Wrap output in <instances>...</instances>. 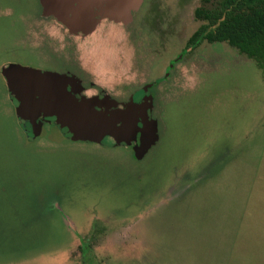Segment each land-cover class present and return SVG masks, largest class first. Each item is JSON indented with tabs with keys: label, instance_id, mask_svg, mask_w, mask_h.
I'll return each instance as SVG.
<instances>
[{
	"label": "rangeland",
	"instance_id": "rangeland-1",
	"mask_svg": "<svg viewBox=\"0 0 264 264\" xmlns=\"http://www.w3.org/2000/svg\"><path fill=\"white\" fill-rule=\"evenodd\" d=\"M40 2L0 0V264H264V66L227 43L185 52L202 0H143L131 25L89 37ZM16 64L121 103L152 85L158 143L136 160L54 125L28 142Z\"/></svg>",
	"mask_w": 264,
	"mask_h": 264
},
{
	"label": "water",
	"instance_id": "water-1",
	"mask_svg": "<svg viewBox=\"0 0 264 264\" xmlns=\"http://www.w3.org/2000/svg\"><path fill=\"white\" fill-rule=\"evenodd\" d=\"M43 16H54L77 35L92 33L96 17L128 26L143 0H41ZM181 59V58H179ZM179 59L177 61H179ZM8 73V72H7ZM16 73V72H14ZM31 71L6 78L9 98L19 128L28 142L39 138L45 125H54L74 143H92L103 148L132 147L142 160L158 143V121L151 118L153 98L121 103L106 94L87 95L89 87L71 73L51 76ZM152 85L145 87L147 92Z\"/></svg>",
	"mask_w": 264,
	"mask_h": 264
},
{
	"label": "trees",
	"instance_id": "trees-1",
	"mask_svg": "<svg viewBox=\"0 0 264 264\" xmlns=\"http://www.w3.org/2000/svg\"><path fill=\"white\" fill-rule=\"evenodd\" d=\"M202 2L203 6L195 11V18L203 25L190 37L185 52L195 51L205 42L227 43L264 66V0ZM12 121L6 119L5 127L11 129Z\"/></svg>",
	"mask_w": 264,
	"mask_h": 264
},
{
	"label": "flooded vegetation",
	"instance_id": "flooded-vegetation-1",
	"mask_svg": "<svg viewBox=\"0 0 264 264\" xmlns=\"http://www.w3.org/2000/svg\"><path fill=\"white\" fill-rule=\"evenodd\" d=\"M39 1H40V0H39ZM40 5H41V8H42V15H43V6H42L41 2H40ZM195 11H196V10H195ZM45 19L48 20V19H51V18H46V17H45ZM96 19H97L98 21H101V20H102L101 16H97ZM195 19H196V18H195ZM54 20H55L56 22L58 21L57 19H54ZM103 21H109V20H108V19H105V20H103ZM109 22H111V21H109ZM199 22H200V21H199ZM58 24H59V25H62V26L64 27V29H66V30L68 29V28H66L65 24H63V23H61V22H58ZM85 29H86V28L81 29V32L79 33V35H82L83 37H87V35L85 34ZM180 56H181V57H180ZM180 56L178 57V59H179V58H183L184 54L182 53V55H180ZM178 59H177V60H178ZM177 60H176V62H175V65H176L177 62H178ZM173 65H174V63H173ZM15 66H17V69H18V68H21V69H19V70H27V71H29V70H30V71H31V70L33 71V70H34V68H29V67H25V66L23 67V66H21V65H17V64H16ZM39 72H42V73L46 74L47 71L43 72V71H40V70H39ZM55 73H56V72H55ZM55 73H54V74H55ZM146 87H147V86H146ZM151 88H152V87H151ZM151 88L148 89L147 92H144V91H145V90H144L145 87L142 89L143 95H142L141 100H144L145 98L148 99L149 97H152L153 100H154V96H153V94H151V93L149 92V91L152 90ZM131 98H132V97H131ZM131 98H129V100H131ZM129 100H128V101H129ZM128 101H127V102H128Z\"/></svg>",
	"mask_w": 264,
	"mask_h": 264
},
{
	"label": "crops",
	"instance_id": "crops-1",
	"mask_svg": "<svg viewBox=\"0 0 264 264\" xmlns=\"http://www.w3.org/2000/svg\"><path fill=\"white\" fill-rule=\"evenodd\" d=\"M144 3V2H143ZM141 10V7H140V9L137 11V12H135L134 13V17H135V15L139 12ZM46 18H54V19H57V18H55L54 16H51V17H46ZM106 19V18H105ZM105 19H102L101 21H99L98 23H97V27H96V29L92 32V33H90V34H87V36L89 37V36H92V35H94V33H96V31L98 30V28L100 27V25H101V23L103 22V20H105ZM109 20V19H108ZM55 21V20H54ZM110 21V20H109ZM59 21H57V23H58ZM134 22V21H133ZM132 22V23H133ZM111 23H115V22H113V21H111ZM131 23V24H132ZM115 24H123V23H115ZM130 24V25H131ZM124 25V24H123ZM124 26H126V25H124ZM129 26V25H128ZM127 27V26H126ZM67 28V27H66ZM67 31H69V29H67ZM69 33H70V31H69ZM70 35H72V36H79V34H77V35H73V34H71L70 33ZM68 73H70V72H68ZM71 74H73V73H71ZM75 75V74H74ZM77 76V75H76ZM78 78H80L82 81H83V79L81 78V77H79V76H77ZM84 82V81H83ZM93 86L94 85H96V83H93L92 84ZM92 86V87H93ZM99 87V86H98ZM89 89H92L91 87L89 88ZM108 149V148H107Z\"/></svg>",
	"mask_w": 264,
	"mask_h": 264
}]
</instances>
